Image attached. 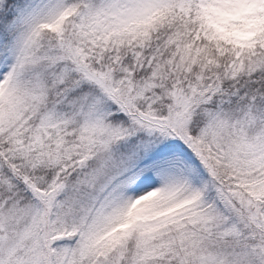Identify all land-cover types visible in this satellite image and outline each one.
<instances>
[{"label": "snow or ice", "instance_id": "snow-or-ice-1", "mask_svg": "<svg viewBox=\"0 0 264 264\" xmlns=\"http://www.w3.org/2000/svg\"><path fill=\"white\" fill-rule=\"evenodd\" d=\"M0 264H264V0H0Z\"/></svg>", "mask_w": 264, "mask_h": 264}]
</instances>
